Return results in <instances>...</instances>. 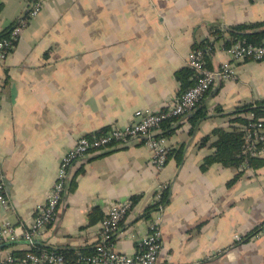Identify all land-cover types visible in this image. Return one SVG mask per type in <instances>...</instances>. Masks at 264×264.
I'll use <instances>...</instances> for the list:
<instances>
[{"label": "crops", "instance_id": "obj_1", "mask_svg": "<svg viewBox=\"0 0 264 264\" xmlns=\"http://www.w3.org/2000/svg\"><path fill=\"white\" fill-rule=\"evenodd\" d=\"M36 2L39 13L24 18ZM20 19L27 23L0 64V172L8 198L0 227L6 219L17 227V238L3 243L14 255L32 247L22 228L47 202L77 140L124 127L138 110H165L180 94L175 74L187 67L194 44L211 43L210 69L231 62L211 27L264 21V0H0V33ZM233 65V80L216 83L171 124L161 170L151 167L139 139L73 163L55 220L32 249L93 251L104 210L136 197L111 239L113 250L135 254L154 217L145 211L167 184L156 264H264V236L256 237L264 224V166L240 175L218 163L203 167L214 153L212 132L233 129L237 107L264 102V59ZM199 110L205 116L195 120Z\"/></svg>", "mask_w": 264, "mask_h": 264}, {"label": "built area", "instance_id": "obj_2", "mask_svg": "<svg viewBox=\"0 0 264 264\" xmlns=\"http://www.w3.org/2000/svg\"><path fill=\"white\" fill-rule=\"evenodd\" d=\"M40 10V2L32 4L27 19L35 17ZM27 21L20 19L7 29V35L0 39V64L14 50ZM231 62H224L219 67L210 69L205 66L204 55L200 50H190L186 57V66L193 71L194 84L189 89L176 96L165 110L153 112L138 110L134 113V121L124 127L112 126L101 135H86L80 137L74 146L62 157L60 169L52 189L44 205L37 207L31 224L22 228L21 237L34 247V238L54 220L57 207L68 183L70 166L81 160L90 151L104 149L113 143H125L139 139L150 151V165L155 170H161L167 160L170 148L166 139L159 132L161 123L169 118H182L195 110L205 93L216 83L230 81L235 78L234 63L246 60L260 61L264 59V46L247 45L237 41L228 48ZM240 118L247 120L239 125L243 131L242 154L246 158L264 159V124L263 119L254 120L252 112L240 113ZM238 172L254 171L247 165H242ZM167 184L158 186L153 204L158 203L163 191L168 190ZM8 198L5 192L3 174L0 172V206L5 208ZM131 208V201H116L104 210V217L99 225V242L92 253L79 254L71 264H156L161 248V213L164 206L159 204L150 219L146 233L138 241L139 249L135 254H126L111 248V239L116 235L119 224ZM264 236V224L256 237ZM17 238V227L7 219L0 227V245L5 241ZM239 240L238 235L235 236ZM32 247L21 255H14L7 248L0 247V264H66L64 257L54 249L35 250ZM35 248V247H34Z\"/></svg>", "mask_w": 264, "mask_h": 264}, {"label": "trees", "instance_id": "obj_3", "mask_svg": "<svg viewBox=\"0 0 264 264\" xmlns=\"http://www.w3.org/2000/svg\"><path fill=\"white\" fill-rule=\"evenodd\" d=\"M24 18H27L25 16ZM7 35V30L0 33V39ZM210 36L214 37L216 41H222V45L225 48H229L237 41H242L247 45L252 46H264V21L259 22H252V23H242L237 25L228 26L226 28H219L218 26H213L210 29ZM211 47V43L209 41H205L203 43L194 44L193 50H200L204 55V62L205 66L207 67V60L205 59V53L207 52V48ZM176 80L180 84V93H183L187 89H189L194 84V74L193 71L185 67L175 74ZM197 108V107H196ZM195 108V109H196ZM252 112L254 114V120L258 118L263 119L264 124V102L256 101L254 103H247L237 107L232 115L234 116L233 121L235 122L236 126L230 131H225L223 129H215L211 136L216 137V141L212 144L214 148V153L206 158L203 163V167H206L211 164H221L224 167L235 168L236 170L242 166L247 165L251 169L256 170L261 166H264V159L263 158H246L245 155L242 154L243 149V131L242 129L237 127V124H246L247 120L245 118H240L238 115L240 113H247ZM205 116L204 110H199L194 115V119L197 120L199 118H203ZM180 118H169L161 123V128L163 130L162 136L165 137L166 135L170 134L171 132V124L175 121H178ZM193 119V120H194ZM104 132H99L97 135H101ZM208 138L205 137L202 140V144L208 142ZM242 172H239L237 175H240ZM238 177L234 178L230 183L235 182ZM168 190L163 191L161 194V199L158 203H155L149 206L145 211V217L149 219L151 214L156 210L159 204L165 206L168 203ZM131 207L137 201L136 197H131ZM3 247V244L0 245ZM5 247V246H4ZM45 250H50V248H43ZM35 250H41L40 248ZM57 253L61 254L66 264L74 263L79 254H90L92 253V249H80L70 250V249H54Z\"/></svg>", "mask_w": 264, "mask_h": 264}]
</instances>
